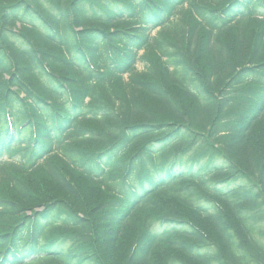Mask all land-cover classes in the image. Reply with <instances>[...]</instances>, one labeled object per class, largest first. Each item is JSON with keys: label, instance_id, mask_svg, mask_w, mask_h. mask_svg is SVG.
<instances>
[{"label": "trees", "instance_id": "trees-1", "mask_svg": "<svg viewBox=\"0 0 264 264\" xmlns=\"http://www.w3.org/2000/svg\"><path fill=\"white\" fill-rule=\"evenodd\" d=\"M0 264H264V0H0Z\"/></svg>", "mask_w": 264, "mask_h": 264}, {"label": "rangeland", "instance_id": "rangeland-1", "mask_svg": "<svg viewBox=\"0 0 264 264\" xmlns=\"http://www.w3.org/2000/svg\"><path fill=\"white\" fill-rule=\"evenodd\" d=\"M139 68H141V66H139Z\"/></svg>", "mask_w": 264, "mask_h": 264}]
</instances>
